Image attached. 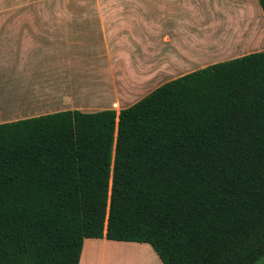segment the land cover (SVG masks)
<instances>
[{
    "label": "trees",
    "instance_id": "trees-1",
    "mask_svg": "<svg viewBox=\"0 0 264 264\" xmlns=\"http://www.w3.org/2000/svg\"><path fill=\"white\" fill-rule=\"evenodd\" d=\"M102 237L150 243L165 264L264 257V50L119 113L0 122V264H79Z\"/></svg>",
    "mask_w": 264,
    "mask_h": 264
},
{
    "label": "crops",
    "instance_id": "crops-1",
    "mask_svg": "<svg viewBox=\"0 0 264 264\" xmlns=\"http://www.w3.org/2000/svg\"><path fill=\"white\" fill-rule=\"evenodd\" d=\"M260 50L258 0H0V122L119 113L167 81ZM79 264L165 263L150 243L102 237L84 240Z\"/></svg>",
    "mask_w": 264,
    "mask_h": 264
},
{
    "label": "rangeland",
    "instance_id": "rangeland-1",
    "mask_svg": "<svg viewBox=\"0 0 264 264\" xmlns=\"http://www.w3.org/2000/svg\"><path fill=\"white\" fill-rule=\"evenodd\" d=\"M82 7H85V5H84V6H83V5H81V8H82Z\"/></svg>",
    "mask_w": 264,
    "mask_h": 264
}]
</instances>
